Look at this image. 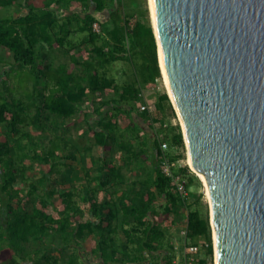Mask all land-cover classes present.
<instances>
[{"label": "trees", "instance_id": "1", "mask_svg": "<svg viewBox=\"0 0 264 264\" xmlns=\"http://www.w3.org/2000/svg\"><path fill=\"white\" fill-rule=\"evenodd\" d=\"M11 1L0 0V8ZM54 2L64 8L80 2L95 4L97 11L112 9L116 36L94 33L91 22L97 19L90 16L77 27H37L31 8L26 16L0 17V47L11 53L22 73L28 71L24 91L0 90V264H88L84 253L89 241L90 254L102 264H143L149 256L168 263L171 226L184 220L186 237L203 240L200 264H208L213 260L212 231L209 216L201 211V194L189 193L182 200L158 167L162 141L172 160L184 155L177 152L185 147L182 131L170 126L177 116L169 96L163 91L146 98L156 103L152 114L138 109L144 101L141 84L162 76L147 6L142 10L140 0ZM53 43L71 62L44 63ZM84 46L88 49L80 57L76 52ZM36 62L44 68H36ZM118 62L124 73L120 78L112 74ZM97 97L101 102L95 106ZM71 117L87 125L82 151L89 166L81 167L85 182L76 189H68L59 168L72 172L81 160L70 142ZM108 147L122 155L119 166L115 159L95 156V148ZM123 166L137 170L128 192L121 188ZM178 171L186 175L187 188L192 177L201 184L187 165ZM99 192L119 202L121 239L115 236L112 204L96 200ZM86 205L90 215L84 218Z\"/></svg>", "mask_w": 264, "mask_h": 264}, {"label": "water", "instance_id": "2", "mask_svg": "<svg viewBox=\"0 0 264 264\" xmlns=\"http://www.w3.org/2000/svg\"><path fill=\"white\" fill-rule=\"evenodd\" d=\"M152 5L188 166L208 192L214 264H264V0Z\"/></svg>", "mask_w": 264, "mask_h": 264}, {"label": "crops", "instance_id": "3", "mask_svg": "<svg viewBox=\"0 0 264 264\" xmlns=\"http://www.w3.org/2000/svg\"><path fill=\"white\" fill-rule=\"evenodd\" d=\"M55 0H12L11 4L0 8V17H7L8 19H13L16 16H26L29 12L30 9H32V11L35 12L34 15V23L37 27L40 26H48L52 23H54L53 25L55 27H60V25L62 24H66V25H71L72 27H77L83 24V19L85 16H90L94 19H97L102 27V35L104 37H108V36H112L113 38L116 36L115 34V30H116V25L114 24V22L111 19L110 13L112 12V9L108 10H102V11H97L95 4L93 3H88V4H82L80 2H74L72 3L68 8H64L58 4H56L54 2ZM73 36V34L71 35V37ZM75 40H79L78 35H75ZM85 48L88 49V46H84L80 52H76L77 54H79L80 57L85 55ZM0 54L3 55L4 57V62H0V66L3 67V76L4 78V82L0 85V87H3L4 85L8 84V80H7V74L8 72L17 66L14 64L11 53L5 49L0 47ZM73 59V58H72ZM71 62V57L67 58L64 57L58 48V45L56 43H53L51 46V53H49L47 55V57L45 58L44 63L46 65H49V63H54V65H60L62 63H69ZM45 65V66H46ZM122 64L121 63H116L115 66L112 69V74H114L117 77H123V70L121 69ZM36 68H44V66H42V62H36ZM18 69V68H17ZM19 71H21L20 69H18ZM25 71V70H24ZM23 71V73H24ZM22 88H19L17 90V93H21L22 91H24V89L21 91ZM0 90L3 91V88H0ZM7 91V90H6ZM101 102V98L97 97L94 101L95 106H98L99 103ZM88 104V103H87ZM85 104V105H87ZM91 104V103H90ZM77 119H71L68 120L67 119V123L69 125H71V139L70 142L72 145L76 146L80 155H81V160L80 163L73 165L72 167V172L67 176V187L68 189L74 187V189L81 187V185H84V180L81 178V167L84 166H89V158H86V156L84 155L83 151H82V147L85 144V140L84 142L81 143H77L76 140H74V131H73V126L79 125L78 123L81 121H78V123L76 122ZM137 121V120H136ZM138 122V121H137ZM140 125L142 124L141 122L139 123ZM81 126V125H79ZM82 129L80 130V136L83 135V127H81ZM150 136H152L153 134H151V132L149 133ZM91 136V134L89 135ZM70 149V148H68ZM95 156H105L108 157L110 159H115V163L117 164V166H119L118 164L122 163V155L118 154V152L115 151V148H95L94 150ZM66 154L69 155V153ZM70 157V156H69ZM155 166V162H153L152 165L146 166V167H153ZM125 167L123 169V174L125 175V181H124V185L122 184L121 188L123 189L124 192H128L130 187H131V182L132 179L135 177L137 170H135V172L132 171L131 168L127 167V166H123ZM127 167V168H126ZM136 167V166H135ZM72 173L74 174L73 178H70L72 176ZM76 176L78 178H76ZM116 198V197H113ZM95 199L100 201V200H104V201H108L110 200L112 207H113V212L116 213V222L114 223V227H115V236L118 239H121L123 236V232L121 229V220H122V214L120 212V207H119V202L115 201L114 199H111V197L108 194H105L103 192H99L96 196ZM83 210V217H89V206H83L82 207ZM111 212V211H110ZM78 217V216H77ZM180 225V224H178ZM103 227L105 228V230H111L110 225H107L106 223H103ZM171 228L173 229H177L178 226L175 225L171 226ZM93 247V242L89 241L85 247V257L84 260H88V264H102V261L100 259L94 258L91 254H90V248ZM147 256V255H146ZM157 262L159 264H162L161 261H159L158 259H153L151 256L147 257L145 263L143 264H157Z\"/></svg>", "mask_w": 264, "mask_h": 264}, {"label": "built area", "instance_id": "4", "mask_svg": "<svg viewBox=\"0 0 264 264\" xmlns=\"http://www.w3.org/2000/svg\"><path fill=\"white\" fill-rule=\"evenodd\" d=\"M91 29L94 33L97 34L102 32L101 24L97 20L91 22ZM159 79L163 81L165 92H167L163 76H161V78H156L152 83L148 85V87L154 91L158 90L156 83ZM141 96H143L144 101L138 103L139 111L147 112L148 114L154 113L157 109L156 103L146 99V95L144 94L142 88H141ZM161 137L162 134L157 133V138L160 139ZM160 150H161V158L158 163L160 172L165 177L169 178L170 185L173 187V189L179 195V197L182 200H186L189 197V192L187 188V178L185 174L178 171L179 168H182L186 165L180 163L182 159L172 160L171 156L168 154L170 149L166 141L161 142ZM189 172L192 171L189 169ZM180 226H181V230L179 233L181 235V241H176L171 236V241H170L172 246L171 259L168 263H162V264H200L201 251L204 247L203 240L199 239L198 243H192L191 241H188L187 240L188 238L186 237V221L184 220L180 224Z\"/></svg>", "mask_w": 264, "mask_h": 264}, {"label": "rangeland", "instance_id": "5", "mask_svg": "<svg viewBox=\"0 0 264 264\" xmlns=\"http://www.w3.org/2000/svg\"><path fill=\"white\" fill-rule=\"evenodd\" d=\"M146 6L148 8L150 24L152 25V21H151V18H150V10H149V6H148V0H140L141 9L143 10L144 7H146ZM137 17L142 18V13H139L137 15ZM27 74H28L27 70H25L24 73H22L16 67L12 68L7 74L8 84H6V85H4L3 87H0V88H3V92L8 90L9 92H12L14 95H16L17 94V90L19 88H22L21 89V91H22L23 88L26 87L25 84H26V81H27ZM20 76H21V78H20ZM150 83H152V82H147V83L141 84V88L143 89L144 94L146 95V98H149L155 92L162 93L163 91H165V88H164V85H163V81L161 79H159L157 81V83H156V85L158 87V90H156V91L151 90L148 87V85ZM67 119L71 120V119H74V118L71 117V118H67ZM124 121H121L120 123H124ZM78 124L81 125V126H79L77 124H76V126H73V131H74V134H75L74 135V140H76L77 143H81L82 144L84 142L86 136H84V134L82 136H80V133H81L80 130L82 129L81 127H83V129L85 130L87 125L82 123V122H79ZM170 126L172 127V131H177V130L181 131L180 123L178 122V119H176V118L175 119L174 118L170 119ZM177 152L178 153L181 152L182 154H184L180 163L183 164V165L184 164L187 165V163H186V152H187L186 148L184 147V149H179ZM59 168H60V171L64 170V174L66 176H68L67 173H69L70 171H68L67 169L65 170L64 167H59ZM190 173H193V172H190ZM61 175H62V173H61ZM73 176H74V174L72 173V176L70 178H73ZM76 178H77V176H76ZM188 192L191 195H194L196 193L197 194L198 193L201 194V200H200V202H201V206H200L201 207V211H202L203 214H207L209 216L208 201L206 199V195H205V192H204V186H203L202 182L200 184V182L198 181V179L196 177H192V179L188 183ZM193 208H194V206L190 207V209H193ZM181 223L182 222H179L178 224H181ZM178 224H175V228H176V226H178V228L176 230L171 228L170 233H171V236H172V238L174 240L181 241V235L179 233L180 230H181V226L178 225ZM187 240L191 241L192 243H198L199 242L198 238H193V239H189L188 238ZM208 264H214V257H213V260H210Z\"/></svg>", "mask_w": 264, "mask_h": 264}, {"label": "bare ground", "instance_id": "6", "mask_svg": "<svg viewBox=\"0 0 264 264\" xmlns=\"http://www.w3.org/2000/svg\"><path fill=\"white\" fill-rule=\"evenodd\" d=\"M148 6H149V10H150V18H151V21H152V25L153 27L155 28V16H154V11H153V5H152V0H148ZM158 55H159V61H160V67H161V74L163 76V79H164V83H165V86H166V89H168V93L170 94V89H169V85H168V79H167V75L165 73V70H164V67H163V62H162V55H161V51L160 49L158 50ZM187 151V150H186ZM186 163L187 165H191V161H190V157H189V154L188 152H186ZM191 167V166H190ZM201 179L204 181L203 179V176L200 175ZM205 195L207 197L208 195V192H207V189L205 190Z\"/></svg>", "mask_w": 264, "mask_h": 264}, {"label": "clouds", "instance_id": "7", "mask_svg": "<svg viewBox=\"0 0 264 264\" xmlns=\"http://www.w3.org/2000/svg\"><path fill=\"white\" fill-rule=\"evenodd\" d=\"M167 93V92H166ZM191 170V169H190ZM208 201V200H207Z\"/></svg>", "mask_w": 264, "mask_h": 264}]
</instances>
